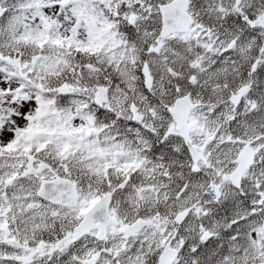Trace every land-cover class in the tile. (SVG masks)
<instances>
[{
    "label": "snow or ice",
    "instance_id": "1",
    "mask_svg": "<svg viewBox=\"0 0 264 264\" xmlns=\"http://www.w3.org/2000/svg\"><path fill=\"white\" fill-rule=\"evenodd\" d=\"M0 264H264V0H0Z\"/></svg>",
    "mask_w": 264,
    "mask_h": 264
}]
</instances>
